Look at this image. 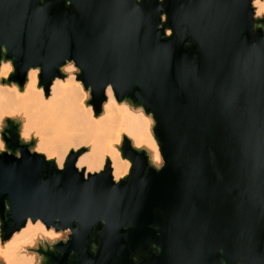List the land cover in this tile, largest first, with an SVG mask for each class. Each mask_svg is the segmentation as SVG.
I'll return each mask as SVG.
<instances>
[{"label":"water","instance_id":"obj_1","mask_svg":"<svg viewBox=\"0 0 264 264\" xmlns=\"http://www.w3.org/2000/svg\"><path fill=\"white\" fill-rule=\"evenodd\" d=\"M255 0H0L3 84L31 70L50 96L69 64L95 117L110 88L151 116L162 165L126 136L131 164L86 175L23 144L6 119L0 238L28 223L70 232L40 264H264V15ZM17 126L14 127V125ZM45 244L48 246L47 241ZM134 260L135 263H134Z\"/></svg>","mask_w":264,"mask_h":264},{"label":"bare ground","instance_id":"obj_2","mask_svg":"<svg viewBox=\"0 0 264 264\" xmlns=\"http://www.w3.org/2000/svg\"><path fill=\"white\" fill-rule=\"evenodd\" d=\"M254 6L257 14H264V1L256 0ZM5 65L6 62L1 65L0 80H3L4 74L11 68L10 65ZM71 65L72 71H65L68 66L64 68L69 74L65 80L54 81L49 97L39 87L38 70L29 72L23 89L13 86L12 91L3 96L0 88V113L7 102L13 109L11 117L23 119L22 129L33 127L44 135V140L39 136L36 151H48V157L55 158L59 169L71 150L78 151L87 146L89 151L80 156L77 169H84L87 175L97 174L103 171L106 159H109L114 180H121L128 175L131 167L117 148L124 136L136 148H145L151 152L153 161L161 164L162 156L152 132L154 122L151 116L141 109L131 108L127 103L119 104L109 88L104 113L95 117L92 108L86 105L88 93L82 83L76 81V68ZM2 123L3 119L0 117V129ZM45 143H49L50 147ZM3 146L0 138V147ZM64 234L56 233L53 229L47 230L41 221H28L24 229L13 235L10 243H0V261L5 264H36V256L25 250L34 246L39 238L55 240L65 236Z\"/></svg>","mask_w":264,"mask_h":264},{"label":"rangeland","instance_id":"obj_3","mask_svg":"<svg viewBox=\"0 0 264 264\" xmlns=\"http://www.w3.org/2000/svg\"><path fill=\"white\" fill-rule=\"evenodd\" d=\"M256 1V0H255ZM254 1V2H255ZM261 1H264V0H261ZM253 7L255 8V10H256V17H262L264 14H257V9H256V7L254 6V4H253ZM6 64L9 66H11V68L8 70V72L6 73V74H4V76H3V80H5V79H7L12 73H13V67H12V64L10 63V62H6ZM63 72L64 73H66L67 75H69L67 72H65L64 70H63ZM74 73L76 74V73H78V70L77 69H75L74 70ZM3 80H0V88L2 89V94H3V96H5L7 93H9L10 91H12V87L13 86H16V87H18L16 84H12V83H5V84H3ZM77 81V80H76ZM79 82V81H78ZM84 88V87H83ZM20 89V88H19ZM44 95H45V93H44ZM89 99V96H88V98H87V100ZM6 100V99H5ZM86 100V101H87ZM116 100V99H115ZM5 102V101H4ZM135 110H137V109H135ZM13 111V109L11 108V105H9V103H7V102H5V105H4V107H3V109L1 110V113H0V117L3 119V123H2V125H1V129H0V133H1V131H2V129L4 128V126H5V120L6 119H12V120H15V121H17L18 123H19V131H20V134H21V140L24 142V143H30L31 144V147H30V150H31V152L32 153H34V152H36V153H39V154H43L45 157H46V159L47 160H54L55 161V158H53V157H48L49 156V153H47L48 151H46V152H44V150H42V151H36V147H37V144L39 143V136L41 135V133L39 134V132H38V130L36 129V128H33V127H29V128H27V129H22V126H23V119L21 118V117H11V113H13L12 112ZM104 113V112H103ZM42 136H44V135H41L40 137H41V140H44L46 137L44 136V138L42 137ZM0 138H1V136H0ZM3 142V141H2ZM42 142V141H41ZM46 142V141H45ZM3 144H4V142H3ZM46 144V143H45ZM48 144V145H47ZM46 144V146L47 147H50V145H49V143H47ZM122 145V141H121V143H120V145L119 146H117V148H119L120 146ZM82 148H87L88 149V151H89V147H87V146H85V147H82ZM81 148V149H82ZM3 149H5V144H4V146L1 148L0 147V151H2ZM71 151H74V150H71ZM70 151V152H71ZM87 151V152H88ZM69 152V153H70ZM68 153V154H69ZM148 153H149V155H150V158L152 159V161H153V158H152V155H151V152H149L148 151ZM68 154H67V156H68ZM67 156L65 157V160H66V158H67ZM65 160H64V162H63V164H62V167H60V169H62L63 168V166H64V163H65ZM153 163L157 166V167H160L161 165H162V163L161 164H156L154 161H153ZM79 170H84V169H79ZM87 175V174H86ZM68 233H65L64 235L66 236ZM65 236H61L60 238H64ZM59 239V238H58ZM43 240H45V241H48V242H51V241H55V240H57V239H55V240H49V239H46V238H39V240H37L36 241V244L34 245V246H32V247H29V248H27L25 251L27 252V253H29V254H34L35 256H36V259H37V262H36V264H38L39 263V255L37 254V253H35L34 252V250L36 249V247H37V243L38 242H42ZM0 243L2 244V242H1V238H0ZM8 243H10V240L8 241V242H6V243H4L5 245H7ZM32 243V242H31ZM0 264H5V262H1L0 261Z\"/></svg>","mask_w":264,"mask_h":264},{"label":"flooded vegetation","instance_id":"obj_4","mask_svg":"<svg viewBox=\"0 0 264 264\" xmlns=\"http://www.w3.org/2000/svg\"><path fill=\"white\" fill-rule=\"evenodd\" d=\"M89 101H90V98L86 101V103L89 102ZM15 126H17V122H16V125H14V127ZM9 130H10V127L7 124H5L4 128L2 129V131L0 133L1 140L4 142V144H5V139L6 138H8V139L10 138ZM20 144L23 145V144H30V143H24L22 141ZM0 152L14 154L16 156H19L20 155V151L19 150L13 151L6 144H5V149H3ZM64 233H68L64 238H59V239H57L55 241H51V242H48L47 241L48 246L45 244V240H43L42 242H38L37 243V247H36L35 250H38L39 249V246H41V248H42L43 251H47L49 249L52 250L55 245L60 244V243H66L68 241V236L70 235V232H64ZM42 260H43V258L39 256V263L38 264H40L42 262ZM135 261L136 260H134V263H135ZM125 264H127V263H125Z\"/></svg>","mask_w":264,"mask_h":264},{"label":"clouds","instance_id":"obj_5","mask_svg":"<svg viewBox=\"0 0 264 264\" xmlns=\"http://www.w3.org/2000/svg\"><path fill=\"white\" fill-rule=\"evenodd\" d=\"M5 67H7V65H5ZM72 70H73V68H72L71 64L68 66L67 69H65V71H72ZM109 91H111V90H109Z\"/></svg>","mask_w":264,"mask_h":264}]
</instances>
